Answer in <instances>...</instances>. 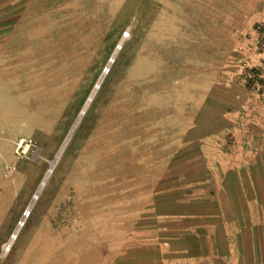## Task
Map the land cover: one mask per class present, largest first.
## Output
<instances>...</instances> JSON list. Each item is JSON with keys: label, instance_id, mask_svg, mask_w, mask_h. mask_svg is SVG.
Here are the masks:
<instances>
[{"label": "rangeland", "instance_id": "374dc122", "mask_svg": "<svg viewBox=\"0 0 264 264\" xmlns=\"http://www.w3.org/2000/svg\"><path fill=\"white\" fill-rule=\"evenodd\" d=\"M262 7L0 0V264H108L155 187L193 182L220 76L264 101Z\"/></svg>", "mask_w": 264, "mask_h": 264}, {"label": "crops", "instance_id": "0c3cea01", "mask_svg": "<svg viewBox=\"0 0 264 264\" xmlns=\"http://www.w3.org/2000/svg\"><path fill=\"white\" fill-rule=\"evenodd\" d=\"M239 73L225 72L208 94L220 102L211 111L218 122L197 141L204 170L193 182L155 187L108 264H264V101Z\"/></svg>", "mask_w": 264, "mask_h": 264}, {"label": "bare ground", "instance_id": "6f19581e", "mask_svg": "<svg viewBox=\"0 0 264 264\" xmlns=\"http://www.w3.org/2000/svg\"><path fill=\"white\" fill-rule=\"evenodd\" d=\"M18 31H19V30H18ZM45 35H46V34H45ZM27 71H28V70H27ZM26 75H28V73H27ZM18 92H19V90H17V89L14 91V93H18ZM94 94H95V93H94ZM94 94L91 96L90 99H92V97L94 96ZM54 96H56V95H54ZM59 102H60V103L63 102V98H62V97H60L55 103L49 105V109H48V111H50V112L53 114V112L56 111L55 109H59V108H61V106H59V107L57 106V107H56V104L59 103ZM78 123H79V120H78ZM78 123L75 125L74 129L77 127ZM37 196H38V194H37ZM37 196L34 198L35 200L37 199ZM34 203H35V201L32 203L31 207L34 205ZM30 209H31V208H29L28 211H30Z\"/></svg>", "mask_w": 264, "mask_h": 264}, {"label": "built area", "instance_id": "2783aa9c", "mask_svg": "<svg viewBox=\"0 0 264 264\" xmlns=\"http://www.w3.org/2000/svg\"><path fill=\"white\" fill-rule=\"evenodd\" d=\"M263 34H264V30H263ZM20 147H22L21 144H20ZM26 151H27V150H26ZM23 152H24V151H23Z\"/></svg>", "mask_w": 264, "mask_h": 264}]
</instances>
